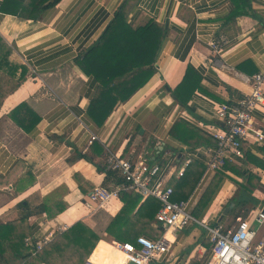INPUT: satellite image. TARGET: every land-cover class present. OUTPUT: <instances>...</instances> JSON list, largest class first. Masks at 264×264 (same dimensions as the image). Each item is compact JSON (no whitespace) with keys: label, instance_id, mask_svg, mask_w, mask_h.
Wrapping results in <instances>:
<instances>
[{"label":"crops","instance_id":"0c3cea01","mask_svg":"<svg viewBox=\"0 0 264 264\" xmlns=\"http://www.w3.org/2000/svg\"><path fill=\"white\" fill-rule=\"evenodd\" d=\"M124 1L60 0L40 19H24L3 12L0 0L4 41L0 79L6 84L0 104V220L18 218V202L29 198L34 213L27 219L26 244L27 238L34 242L49 236L52 241L56 232L83 220L102 236L87 258L94 264L121 261L113 246L121 240L107 234L106 227L123 203L115 195L100 206L101 211L93 212L98 204L91 202L90 193L95 187L113 186V179L107 180L105 171L78 154L102 162L113 153L150 163L160 158L172 170L187 159L205 165L215 144L210 131L219 127L218 107L244 98L252 75L264 70V0H250L249 13L231 20L227 16L233 0H134L128 22L137 27L154 21L167 33L152 75L129 99L119 102L105 122L97 124L87 112L97 81L75 59L98 40ZM222 39L225 43L215 53L212 43ZM11 65L17 66L14 76L8 69ZM23 66L28 68L27 77L15 87ZM189 68L194 73L186 78ZM22 102L40 118L28 131L9 114ZM253 114L264 134V111ZM92 134L98 139L90 143ZM231 162L243 164L264 184V142L247 141L245 156ZM218 172L201 178L190 196L195 204ZM223 174L201 216L208 221L218 216L220 221L225 207L241 192L236 180L242 178L229 169ZM175 179L176 173H170L166 182L173 186ZM254 195L259 199L254 209L264 207V192L256 190ZM42 206L47 209L39 210ZM232 210L221 221L229 223ZM158 233L154 220L140 235ZM176 237L173 231V247L166 256H175L173 264H189L193 259L203 264L209 257L203 241L206 232L187 254L180 246L184 234Z\"/></svg>","mask_w":264,"mask_h":264},{"label":"trees","instance_id":"16d2710c","mask_svg":"<svg viewBox=\"0 0 264 264\" xmlns=\"http://www.w3.org/2000/svg\"><path fill=\"white\" fill-rule=\"evenodd\" d=\"M59 1L3 0L1 9L5 13H12L24 19H40L46 10L54 7ZM232 2L233 8L227 16L228 20L249 13L247 8L250 9V0H233ZM133 7L134 0H125L98 40L75 59L80 68L97 81L95 92L87 109L90 119L97 124L105 122L114 107L119 102L129 99L152 75L153 64L167 33L164 27L154 21L133 27L128 22ZM0 44H4L1 36ZM6 51L10 53L11 49L7 47ZM1 60L2 57H0V62ZM3 69L0 63V71ZM8 69L10 75L14 76L17 66L11 65ZM27 72L28 68L23 66L15 87L26 79ZM193 73L194 71L189 68L185 75L186 78ZM4 82V78H1L0 92L2 93V88L6 85ZM2 95L4 93H0V104ZM176 97L178 98V95ZM9 114L27 131L31 130L40 120L39 116L24 102L13 108ZM28 122L32 123L27 124ZM178 124L180 122L175 124V129ZM172 132L174 134V127ZM77 157H88L98 170L106 172L107 180L113 179V186L104 185L103 187L113 188L124 183V178L117 170L108 168L107 159L102 162L99 158H91L81 152ZM156 162L163 166L166 160L157 158ZM205 168L203 163L192 160L185 174L174 180L173 198L175 200L189 199L201 181ZM224 169H229L242 178V181L236 180L241 192L233 198L236 205L230 217L247 216L259 203V199L254 195L255 191L264 192L261 177L243 164L231 161H227ZM224 169L209 182L194 205L193 213L196 216L201 217L210 204L223 178ZM119 198L123 205L111 219L106 232L116 240L135 242L138 235L149 229L161 203L153 196L143 199L140 194L125 190L119 192ZM17 207L20 210L18 218L6 222L0 220V264H84L102 238L85 221L78 220L64 232H56L55 238L34 254L35 240L31 244L25 243V237L30 235L27 219L34 213L31 200L22 199ZM46 209V206H42L39 210ZM203 241L210 249L209 239L206 238ZM189 264L200 263L193 259Z\"/></svg>","mask_w":264,"mask_h":264},{"label":"built area","instance_id":"2783aa9c","mask_svg":"<svg viewBox=\"0 0 264 264\" xmlns=\"http://www.w3.org/2000/svg\"><path fill=\"white\" fill-rule=\"evenodd\" d=\"M224 43V39L213 42V51L219 53ZM250 83L251 89L244 98L233 103H221L217 109L219 127L210 131L215 144L205 160L203 179L223 170L227 161L242 158L247 141L264 142V134L257 127L253 114L255 110L264 111V70L254 73ZM96 139L98 136L92 134L89 142ZM190 163L191 160L187 159L172 170L158 162L150 163L145 158L132 161L115 153L108 156V168L117 170L125 181L113 188L95 187L89 196L91 202L102 206L125 190L138 193L143 199L153 196L161 203L155 215L159 233L140 235L135 242L114 241V248L121 254V261L116 264H160L173 247L172 232L193 224L201 225L210 241V255L203 264H264V207L253 209L247 216L236 217L234 223H210L193 213L195 202L192 197L173 198L174 188L166 182V177L170 173L183 176ZM49 240V236L36 240L33 253L41 250ZM26 242L31 244L33 240L27 238ZM84 264L94 263L87 260Z\"/></svg>","mask_w":264,"mask_h":264},{"label":"rangeland","instance_id":"374dc122","mask_svg":"<svg viewBox=\"0 0 264 264\" xmlns=\"http://www.w3.org/2000/svg\"><path fill=\"white\" fill-rule=\"evenodd\" d=\"M2 192V191H1ZM3 193V192H2ZM0 199H2V196L0 195ZM1 202V200H0ZM100 210L101 211V207L100 206H96L95 209L93 210V212L95 211H98ZM98 214V213H97ZM199 216V215H198ZM219 218L216 217V219L214 220V222L210 221V223H216L217 222V219ZM236 221V218H230L229 219V223H234ZM87 223V222H86ZM88 224V223H87ZM89 225V224H88ZM90 226V225H89ZM91 227V226H90ZM92 228V227H91ZM93 229V228H92ZM205 229L199 225V224H193L192 226L189 227H186V228H178L176 230V234H177V237H179L180 234H184V238H183V241L181 243V248L183 251H185L184 253L187 254V252L193 248V246L195 245V240L196 239H199L200 237L203 236L204 232H206V235H207V231H204ZM150 231H155L151 228ZM190 248V249H189ZM176 255H180V247L179 249L177 250V254ZM170 257H168V259H165L163 262H161L160 264H173L174 263V260H175V256L174 257H171L170 260H169Z\"/></svg>","mask_w":264,"mask_h":264},{"label":"water","instance_id":"95a60500","mask_svg":"<svg viewBox=\"0 0 264 264\" xmlns=\"http://www.w3.org/2000/svg\"><path fill=\"white\" fill-rule=\"evenodd\" d=\"M236 203L234 201H231L227 207H225L223 213L220 216V221L224 218V216L235 207Z\"/></svg>","mask_w":264,"mask_h":264}]
</instances>
